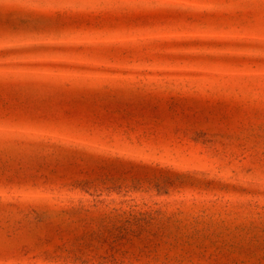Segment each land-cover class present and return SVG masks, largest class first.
<instances>
[{
  "label": "rangeland",
  "instance_id": "1",
  "mask_svg": "<svg viewBox=\"0 0 264 264\" xmlns=\"http://www.w3.org/2000/svg\"><path fill=\"white\" fill-rule=\"evenodd\" d=\"M35 12L0 0L7 264H264L260 33L228 9Z\"/></svg>",
  "mask_w": 264,
  "mask_h": 264
},
{
  "label": "snow or ice",
  "instance_id": "2",
  "mask_svg": "<svg viewBox=\"0 0 264 264\" xmlns=\"http://www.w3.org/2000/svg\"><path fill=\"white\" fill-rule=\"evenodd\" d=\"M21 2L36 9L35 14L39 18L56 22L66 19H84L88 12L119 7L144 10L158 6L166 11L187 9L199 15H206L213 10L228 9L245 21L249 31L260 33L259 47L262 51L258 62L264 65V0H21ZM3 54H10L7 47ZM256 62L255 60L249 61V63ZM259 115L264 119V96L261 97L259 104ZM260 164L264 170V159L260 160ZM15 255L13 249L7 246L0 247V259L5 264ZM84 264H89V262L85 261ZM113 264H124V262L114 260Z\"/></svg>",
  "mask_w": 264,
  "mask_h": 264
}]
</instances>
